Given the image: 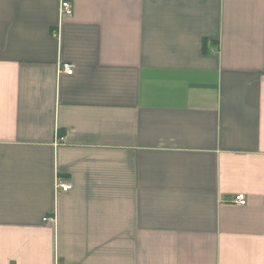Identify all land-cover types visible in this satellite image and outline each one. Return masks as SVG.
Returning <instances> with one entry per match:
<instances>
[{
  "label": "crops",
  "instance_id": "0c3cea01",
  "mask_svg": "<svg viewBox=\"0 0 264 264\" xmlns=\"http://www.w3.org/2000/svg\"><path fill=\"white\" fill-rule=\"evenodd\" d=\"M60 1L0 0V264H264V0Z\"/></svg>",
  "mask_w": 264,
  "mask_h": 264
},
{
  "label": "built area",
  "instance_id": "2783aa9c",
  "mask_svg": "<svg viewBox=\"0 0 264 264\" xmlns=\"http://www.w3.org/2000/svg\"><path fill=\"white\" fill-rule=\"evenodd\" d=\"M60 19L64 16H70L72 14V4L67 0H61L58 9ZM57 33V31H56ZM74 72V64L70 62H61L59 61L57 65V74H67L71 75ZM55 188L60 189L62 191H67L71 188V184L64 181H56ZM232 203L236 205H245L247 203L246 195L244 193H236L232 200ZM53 218L51 217H44V221H50Z\"/></svg>",
  "mask_w": 264,
  "mask_h": 264
}]
</instances>
